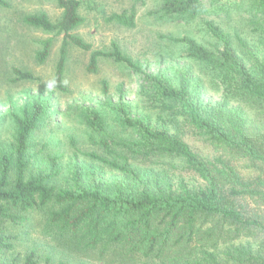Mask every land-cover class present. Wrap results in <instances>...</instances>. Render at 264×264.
Here are the masks:
<instances>
[{"label": "trees", "instance_id": "obj_1", "mask_svg": "<svg viewBox=\"0 0 264 264\" xmlns=\"http://www.w3.org/2000/svg\"><path fill=\"white\" fill-rule=\"evenodd\" d=\"M55 1L61 9L58 20L52 21L45 12L27 13L22 19L29 26L62 34L54 75L51 81L42 82L32 72L15 68L18 79H36L65 91L68 44L90 52L89 72L97 71L100 59L111 58L148 81L162 100V107L163 99L169 101L162 110L180 117L214 155L203 157L180 136L151 125L146 118L130 116L123 103L114 107L119 123L136 133L137 139L117 138L106 131L100 112L88 108L84 113L86 124L101 134L98 140L90 138L91 142L105 154L92 152L88 156L117 171L122 179L106 186H83L77 179L57 187L51 182L59 173L56 158L51 159L48 173L26 172L30 161L28 140L48 109L46 101L35 100L14 117V142L9 150L0 152V264H7L5 255L13 246L7 224L22 225L31 212L42 210H46L49 229L59 238L75 239L102 257H116L124 263L264 264V0H159L157 12L162 15L188 17L202 10L219 14L248 2V20L258 38L250 44L236 34L240 53L233 46L231 34L212 19L202 22L218 43L212 49L187 35H160L185 46L189 57L206 63L220 75L225 99L217 108L202 104L190 92L187 81L173 86L150 73L115 42L109 50L93 49L91 43L72 33L84 21L78 13L80 1ZM206 1L219 2V8H206ZM144 2L132 0L128 9L111 13L107 20L134 27L138 7ZM0 6L7 7L8 3L0 0ZM52 40L48 37L39 41L41 48L35 53L39 63L48 58ZM102 90L107 95L106 81ZM231 101L244 103V109L224 108ZM250 109H255V116L246 113ZM159 155L176 158L189 179L180 175L172 182L164 172L162 179L154 170L143 171L131 162L139 156ZM24 260V264H33V253ZM45 261L49 264L48 258Z\"/></svg>", "mask_w": 264, "mask_h": 264}, {"label": "rangeland", "instance_id": "obj_2", "mask_svg": "<svg viewBox=\"0 0 264 264\" xmlns=\"http://www.w3.org/2000/svg\"><path fill=\"white\" fill-rule=\"evenodd\" d=\"M5 1L8 6H0V152L9 150L14 142V117L37 99L48 104L47 111L28 140L30 161L27 174L48 173L51 159L56 158L59 173L51 182L57 187L77 179L83 186L118 184L122 177L117 171L88 156L92 152L105 154L99 145L91 142L90 138L98 140L101 134L87 126L84 113L88 108H94L100 112L109 134L117 138L137 139L136 133L124 129L119 123L114 107L120 103L126 106L130 116L146 118L151 125L180 136L203 157L214 155L212 148L180 117L162 110L169 101L163 99L162 107V100L155 95L148 81L134 69L111 58L100 59L97 71L89 72L86 67L90 52L68 44L63 75L65 91L49 88L36 79H18L15 68L32 72L42 82L51 81L62 44V34L29 26L23 22V15L45 12L52 21H56L61 9L55 0ZM79 1L78 13L84 21L72 31L73 34L91 43L93 49L109 50L111 43L115 42L136 63L173 86L187 81L190 92L207 108H217L225 99L219 84L220 75H216L206 63L189 57L185 46L168 42L160 35H187L212 49L218 43L202 25L203 20L212 19L231 34L237 52L236 34L250 44H255L258 38L248 20V2L243 7L231 6L228 10H221L219 14L202 10L196 16L188 17L162 15L157 12L161 7L159 0H144V5L138 7L136 25L127 27L108 21L107 17L113 12L128 9L132 0ZM218 3L206 1L204 4L212 9L219 8ZM48 37L53 38L50 54L43 63H39L35 57L41 48L39 41ZM103 81L108 84L107 95L102 90ZM231 106L243 108L244 103L231 101L224 108ZM246 113L253 117L255 109ZM131 162L143 171L154 170L162 179L164 172L172 182L180 175L190 177L178 165V160L170 156H139ZM6 232L13 235V246L5 255L7 264H24V259L31 253L33 264H44L47 258L49 264H58L59 261L67 264H129L115 260L116 257H102L95 249L76 243L75 239L59 238L47 225L46 210L31 212L22 225L7 224Z\"/></svg>", "mask_w": 264, "mask_h": 264}, {"label": "clouds", "instance_id": "obj_3", "mask_svg": "<svg viewBox=\"0 0 264 264\" xmlns=\"http://www.w3.org/2000/svg\"><path fill=\"white\" fill-rule=\"evenodd\" d=\"M48 87H49V88H51V87H52V85H51V84H49V85H48Z\"/></svg>", "mask_w": 264, "mask_h": 264}]
</instances>
